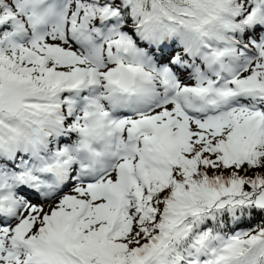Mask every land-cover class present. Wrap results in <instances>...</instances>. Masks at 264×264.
<instances>
[{
	"label": "snow or ice",
	"instance_id": "1",
	"mask_svg": "<svg viewBox=\"0 0 264 264\" xmlns=\"http://www.w3.org/2000/svg\"><path fill=\"white\" fill-rule=\"evenodd\" d=\"M0 264H264V0H0Z\"/></svg>",
	"mask_w": 264,
	"mask_h": 264
}]
</instances>
